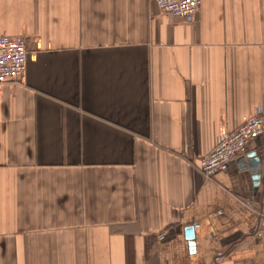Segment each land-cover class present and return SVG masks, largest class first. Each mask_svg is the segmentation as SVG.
I'll list each match as a JSON object with an SVG mask.
<instances>
[{"label":"crops","instance_id":"obj_1","mask_svg":"<svg viewBox=\"0 0 264 264\" xmlns=\"http://www.w3.org/2000/svg\"><path fill=\"white\" fill-rule=\"evenodd\" d=\"M1 36L0 264H264V136L198 170L264 111V0H0Z\"/></svg>","mask_w":264,"mask_h":264},{"label":"built area","instance_id":"obj_2","mask_svg":"<svg viewBox=\"0 0 264 264\" xmlns=\"http://www.w3.org/2000/svg\"><path fill=\"white\" fill-rule=\"evenodd\" d=\"M161 15L193 22L199 12L200 0H153ZM27 42L25 38L0 37V85L23 83L26 74ZM264 136V111L258 108L255 115L237 130L220 138L216 146L199 160L198 170L205 180L213 179L242 155L247 144ZM198 228V225H194ZM259 229H264V221Z\"/></svg>","mask_w":264,"mask_h":264},{"label":"water","instance_id":"obj_3","mask_svg":"<svg viewBox=\"0 0 264 264\" xmlns=\"http://www.w3.org/2000/svg\"><path fill=\"white\" fill-rule=\"evenodd\" d=\"M191 232H192V229H191V228H189V229L186 231L187 238L190 239V240L193 239V235H192Z\"/></svg>","mask_w":264,"mask_h":264}]
</instances>
